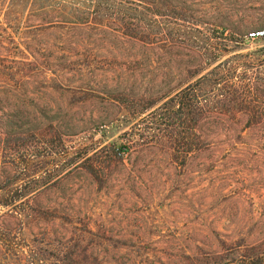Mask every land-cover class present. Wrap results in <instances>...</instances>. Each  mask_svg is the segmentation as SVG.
Masks as SVG:
<instances>
[{"label":"rangeland","instance_id":"obj_1","mask_svg":"<svg viewBox=\"0 0 264 264\" xmlns=\"http://www.w3.org/2000/svg\"><path fill=\"white\" fill-rule=\"evenodd\" d=\"M253 28L264 29V0H0V90L11 78L25 89L0 93V116H18L0 176L17 172L19 190L35 189L21 207L35 214L26 236L46 232L103 264H205L229 244L264 241V123L204 114L205 145L183 165L168 136L132 131L151 120L133 117L139 99L207 65L205 35L225 29L239 42ZM261 47L264 36L245 39L220 61L247 63ZM112 144L128 149L89 161L96 180L81 162Z\"/></svg>","mask_w":264,"mask_h":264},{"label":"trees","instance_id":"obj_2","mask_svg":"<svg viewBox=\"0 0 264 264\" xmlns=\"http://www.w3.org/2000/svg\"><path fill=\"white\" fill-rule=\"evenodd\" d=\"M260 30L263 29L253 28L252 31L239 33V42L233 33L225 34V29H221L218 35H205L204 49L213 55L207 60V65L187 75L177 85L163 91L159 97L150 101L139 99L133 117H140L139 123L146 122L149 117L151 120L146 126L132 130H136L134 138L147 142L148 139L158 140L162 136H168L172 141L170 148L173 158L183 165L189 156L205 145L199 127L204 114L235 110L246 114V127L263 124L264 105L257 99L260 95L264 96V57H261L264 55V47L256 50L259 57L249 55L247 63L242 62L241 65L229 64L228 59L220 61L228 48H238L245 43V39L262 38L264 35L255 34ZM209 67L211 68L208 69ZM240 67L242 71L237 72ZM206 69L208 70L204 72ZM5 83L8 88L0 90V93L25 91L21 79L11 78ZM17 118V115L11 118L0 116L1 154H5L8 149L14 150L9 146L14 141L13 127ZM112 146L113 144L94 148L91 155L87 156L88 152L85 154L87 157L81 165L94 179L99 180V172L93 165L87 164L89 161H97L100 156H113L121 160L128 149L119 145L113 150ZM106 149L110 152H106ZM12 156L5 165L15 171L18 169V162ZM21 178L17 172L0 176V213L3 212L13 222L0 224V264H103L98 258L88 255L86 249H80L76 243L54 245L46 232H41L40 238L33 236L29 239L26 236L24 226L35 218V214L33 207H29L27 211L21 207L29 205L35 189L28 187L19 190L16 183ZM227 246L225 250L229 249L230 253H213L205 264H264V241Z\"/></svg>","mask_w":264,"mask_h":264},{"label":"built area","instance_id":"obj_3","mask_svg":"<svg viewBox=\"0 0 264 264\" xmlns=\"http://www.w3.org/2000/svg\"><path fill=\"white\" fill-rule=\"evenodd\" d=\"M255 34L259 35V36H262L264 35V29L263 30H260L258 32H256Z\"/></svg>","mask_w":264,"mask_h":264}]
</instances>
